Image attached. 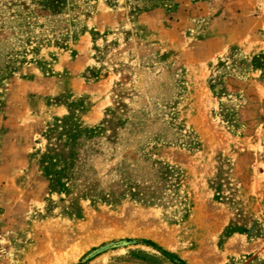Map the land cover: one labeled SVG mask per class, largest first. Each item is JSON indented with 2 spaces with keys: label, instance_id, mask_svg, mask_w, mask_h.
<instances>
[{
  "label": "rangeland",
  "instance_id": "rangeland-1",
  "mask_svg": "<svg viewBox=\"0 0 264 264\" xmlns=\"http://www.w3.org/2000/svg\"><path fill=\"white\" fill-rule=\"evenodd\" d=\"M179 260L264 264V0H0V264Z\"/></svg>",
  "mask_w": 264,
  "mask_h": 264
},
{
  "label": "trees",
  "instance_id": "trees-1",
  "mask_svg": "<svg viewBox=\"0 0 264 264\" xmlns=\"http://www.w3.org/2000/svg\"><path fill=\"white\" fill-rule=\"evenodd\" d=\"M97 79V73L94 71L90 80L97 81ZM64 105L68 106L69 114L63 118H55L50 125L48 140L50 145L53 144L54 149L42 157L43 174L49 180L51 189L59 192L66 191L67 185L75 177L77 164L83 158V153H78L82 141L98 135L96 129L84 128L73 112L75 106L84 108L83 104ZM85 111L88 109H84ZM179 264L186 263L179 260Z\"/></svg>",
  "mask_w": 264,
  "mask_h": 264
},
{
  "label": "bare ground",
  "instance_id": "bare-ground-1",
  "mask_svg": "<svg viewBox=\"0 0 264 264\" xmlns=\"http://www.w3.org/2000/svg\"><path fill=\"white\" fill-rule=\"evenodd\" d=\"M80 250H82V249H80ZM80 250H79V251H80Z\"/></svg>",
  "mask_w": 264,
  "mask_h": 264
}]
</instances>
